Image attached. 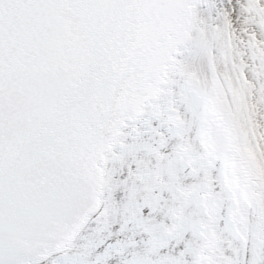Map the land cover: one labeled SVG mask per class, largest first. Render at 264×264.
<instances>
[{
	"label": "snow or ice",
	"instance_id": "obj_1",
	"mask_svg": "<svg viewBox=\"0 0 264 264\" xmlns=\"http://www.w3.org/2000/svg\"><path fill=\"white\" fill-rule=\"evenodd\" d=\"M0 264H264V0H0Z\"/></svg>",
	"mask_w": 264,
	"mask_h": 264
}]
</instances>
